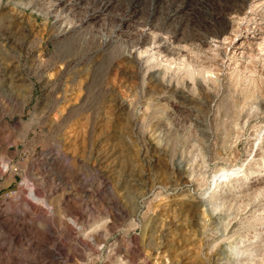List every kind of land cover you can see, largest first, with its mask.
Returning a JSON list of instances; mask_svg holds the SVG:
<instances>
[{"label": "rangeland", "instance_id": "1", "mask_svg": "<svg viewBox=\"0 0 264 264\" xmlns=\"http://www.w3.org/2000/svg\"><path fill=\"white\" fill-rule=\"evenodd\" d=\"M258 1L0 0V264H264Z\"/></svg>", "mask_w": 264, "mask_h": 264}, {"label": "bare ground", "instance_id": "2", "mask_svg": "<svg viewBox=\"0 0 264 264\" xmlns=\"http://www.w3.org/2000/svg\"><path fill=\"white\" fill-rule=\"evenodd\" d=\"M260 1H262V0H259L258 3H261ZM258 3H256V4H258ZM254 4H255V2H254ZM263 27H264V22H262V21L260 22L259 21V23L254 24V26H252L251 32H249V33L247 32L246 33V36H244L242 38H238V39L235 38L236 40L235 39H232L230 41V45H231L232 51L235 54H238V55L240 54L242 56L248 55V57H249L250 56V54H249L250 53V50H252V49L253 50L257 49L258 50V49L262 48L263 47V44H264V42H263V36H262V31L264 30ZM257 50H255V51H257ZM171 85L173 86V84H171ZM168 86H169V84H168ZM242 170H244L243 169V166H239L237 168L233 167V168L223 169L222 173L218 177H215V176L213 177L214 182L212 184L214 185V188H216L217 186H220L223 183L224 180H227V179L229 180L230 178H233V177L238 176V173L240 171H242ZM220 176H222V177L223 176H226V178L225 179H223V178L219 179ZM249 186H253V185H249ZM262 187L264 188V184H263ZM33 197H35V196H33Z\"/></svg>", "mask_w": 264, "mask_h": 264}]
</instances>
